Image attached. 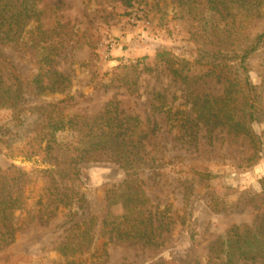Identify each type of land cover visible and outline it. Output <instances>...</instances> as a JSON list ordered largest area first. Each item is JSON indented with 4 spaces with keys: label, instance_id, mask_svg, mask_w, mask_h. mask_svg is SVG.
<instances>
[{
    "label": "rangeland",
    "instance_id": "obj_1",
    "mask_svg": "<svg viewBox=\"0 0 264 264\" xmlns=\"http://www.w3.org/2000/svg\"><path fill=\"white\" fill-rule=\"evenodd\" d=\"M43 6L44 28L58 34L51 39L57 55L45 66L58 70L67 81L59 92H27L17 104L15 110L21 111L16 114L9 108L0 109V169L14 166L23 174L20 180L25 200L23 209L14 211L18 216L14 219V241L0 249V264H4V258L10 259V264H67L58 245L74 233L70 231L73 223L93 215L90 246L81 254H72L81 264H148L154 259L168 260V264L206 263L208 247L216 238L230 226L250 224L256 215L264 213V141L260 161L240 169L235 164L245 152L241 140L224 130L209 134L201 127L197 144L187 147L175 142L176 129L167 124L164 114L150 108L156 91L165 94V102L173 109L184 108V91L161 70L163 60L155 57L166 50L180 59L198 58L202 39L195 35L203 24L198 15L206 8L203 0H131L130 6L119 0H43ZM262 7L261 18L245 22L243 36L252 39L264 31V2ZM110 41L115 44L113 48H109ZM42 46L34 47L28 41L14 47L1 46V51L19 75L30 80L39 70L37 54ZM141 58L157 64L155 73L160 74L142 75L138 92L131 94L119 80L124 76L121 67ZM246 65L250 82L263 90L258 105L264 112V41L248 56ZM196 90L219 93L221 86L204 81L196 85ZM113 98L119 102L121 116L136 115L147 129L157 125L148 135L147 149L156 157L163 156V166L155 174L151 170L140 174L142 188L153 207H167L169 214H176L157 247L116 242L100 233V221L106 213L122 211L120 204L108 205L106 191L124 178L123 170L104 155L78 163L75 186L82 201L75 206L59 207L47 217L36 203L51 176L59 179L62 165L46 156L44 142L33 146L35 125L43 124L46 116L55 119L58 114L95 116ZM62 99L66 100L59 102ZM55 103L58 109L49 106ZM254 129H264V122L255 123ZM57 141L59 153L73 149L77 133L65 129L57 135ZM200 161L214 173L210 187L193 188L184 200L189 183L181 170L187 163Z\"/></svg>",
    "mask_w": 264,
    "mask_h": 264
},
{
    "label": "trees",
    "instance_id": "obj_2",
    "mask_svg": "<svg viewBox=\"0 0 264 264\" xmlns=\"http://www.w3.org/2000/svg\"><path fill=\"white\" fill-rule=\"evenodd\" d=\"M119 1L126 6L131 5V0ZM203 2L206 8L198 12L203 24L195 35V38L202 39L198 58L194 61L180 59L166 50L156 53L155 57L163 60L161 70L166 71L168 78L184 91V108L173 109L165 102V94L158 91L152 93L150 108L153 112L164 114L167 124L176 129L175 142L187 147L197 144L201 127H205L209 134L215 129L224 130L233 139L241 140L245 144V152L235 166L246 169L260 161L264 141V129H254L255 123L264 122V112L258 105L263 90L250 82L246 65L248 56L263 43L264 31L249 39L243 36L242 29L246 21H255L263 16L264 0ZM43 14V0H0V109L15 110L27 92L55 93L65 86L67 78L55 68L45 66L53 60V55H57L56 44L51 39L58 34L54 29L44 28ZM32 25L35 26L32 28ZM28 41L37 48L43 43L37 54L39 70L30 80L22 78L1 51V46L14 47ZM156 65L145 62V58L129 66L123 65L124 76L119 80L127 91L135 94L142 75L160 74L155 73ZM262 77L264 87V75ZM204 81L220 84L221 91L198 92L196 85ZM49 106L58 109L57 103ZM19 110H15V114ZM42 122L32 130L33 146L44 142L42 149L46 156L57 159V165L62 166L57 169L59 179L51 176L44 193L38 197L39 212L48 217L59 207L72 208L82 201L75 186L79 178L77 165L104 155L123 170L124 178L106 191L108 205L120 204L122 211L120 214L107 212L100 221V233L116 242L150 248L161 245L176 214H169L167 207H153L142 188L140 177L145 170L154 173L163 166V156L156 157L147 149L148 135L155 132L157 125L147 129L136 115L121 116L119 102L115 98L105 104L101 113L92 117L58 114L55 119L46 116ZM65 129L77 133V142L73 149L59 153L57 135ZM184 166L181 172L185 174V182L189 183L183 194L186 200L193 188H209L214 173L207 163L201 161ZM22 175L14 166L0 169V249L14 241L17 229L14 219L18 217L14 216V211L23 209L25 202L20 180ZM93 218L94 215L80 223H73L70 231L80 236L73 233L58 245L67 264H81L72 254H81L90 246L89 231ZM168 263V260L154 259L148 264ZM4 264H10V259L4 258ZM204 264H264V213L256 215L250 224L230 226L209 245Z\"/></svg>",
    "mask_w": 264,
    "mask_h": 264
},
{
    "label": "built area",
    "instance_id": "obj_3",
    "mask_svg": "<svg viewBox=\"0 0 264 264\" xmlns=\"http://www.w3.org/2000/svg\"><path fill=\"white\" fill-rule=\"evenodd\" d=\"M108 44H109V48H113V47H114V45H115V44H114L113 42H111V41H110V42H108Z\"/></svg>",
    "mask_w": 264,
    "mask_h": 264
}]
</instances>
